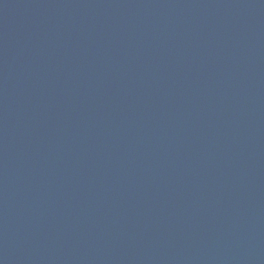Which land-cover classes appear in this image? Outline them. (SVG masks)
<instances>
[{"label":"water","instance_id":"obj_1","mask_svg":"<svg viewBox=\"0 0 264 264\" xmlns=\"http://www.w3.org/2000/svg\"><path fill=\"white\" fill-rule=\"evenodd\" d=\"M0 264H264V0H0Z\"/></svg>","mask_w":264,"mask_h":264}]
</instances>
